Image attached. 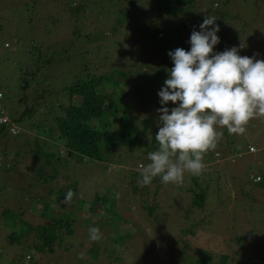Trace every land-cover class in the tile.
<instances>
[{
	"label": "rangeland",
	"instance_id": "rangeland-1",
	"mask_svg": "<svg viewBox=\"0 0 264 264\" xmlns=\"http://www.w3.org/2000/svg\"><path fill=\"white\" fill-rule=\"evenodd\" d=\"M75 5H82L76 14L69 11ZM187 12L157 0H0V91L13 117L22 110L18 77H30L35 60L55 52L54 64L37 73L32 88L67 85L71 79L64 78V69L84 62L95 75L123 70L125 78H116L127 95L118 102L130 105L131 129L141 139V145L133 139L129 147L116 145L103 158L86 160L68 155L63 139L53 140L46 126L27 129L25 119L16 125L26 139L0 134V264L116 263L107 257L110 252L118 255L117 264H197L203 252L210 255L201 264H222L224 255L225 264H264V117L251 119L243 134H225L227 128L218 127L223 135L204 155L200 175L186 172L182 183L165 184L160 177L149 185L138 183L140 166L158 148L146 136L149 129L152 138L159 131L158 92L173 67L170 51L180 45L190 50L192 31H200L211 15L220 28L214 52L243 43L239 55L264 60V0H194ZM97 90L108 94L112 87ZM109 119L111 128H122L114 116ZM34 136L47 150L59 151V168L47 183L32 170V157H21L18 166L8 157L31 148ZM250 145L254 150L247 151ZM257 174L261 180L255 182ZM199 189L205 191L204 204L192 207V191ZM69 190L71 201L65 203ZM6 208L13 212V227L4 216ZM65 216L73 220V232L61 229L53 252H34L39 243L34 231L19 245L11 240L21 220L35 226ZM92 227H99L100 240H90ZM91 249L98 259L88 253Z\"/></svg>",
	"mask_w": 264,
	"mask_h": 264
},
{
	"label": "clouds",
	"instance_id": "clouds-1",
	"mask_svg": "<svg viewBox=\"0 0 264 264\" xmlns=\"http://www.w3.org/2000/svg\"><path fill=\"white\" fill-rule=\"evenodd\" d=\"M216 20L207 15L201 30L192 31L190 50L176 48L168 53L173 67L158 92L162 105L157 109L158 148L148 154L150 162L140 166L141 186L156 177L167 184L182 183L186 172L200 175L204 155L216 148L223 135L218 127H226L229 134H243L251 119L264 117V60L239 55L243 43L214 52L220 43ZM169 102L176 106L169 108ZM146 139L151 143L150 129ZM71 197L69 190L64 202ZM102 235L99 227L89 229L92 241Z\"/></svg>",
	"mask_w": 264,
	"mask_h": 264
},
{
	"label": "trees",
	"instance_id": "trees-1",
	"mask_svg": "<svg viewBox=\"0 0 264 264\" xmlns=\"http://www.w3.org/2000/svg\"><path fill=\"white\" fill-rule=\"evenodd\" d=\"M157 2L164 4L166 7L175 5L180 9H185L187 12L194 0H157ZM78 9L81 10L82 5L79 7L75 5V8L69 11H74L76 14V10ZM189 14H191L190 11L187 12L186 16ZM156 29V26L153 25V32L156 31ZM177 36L178 39L181 37L179 34ZM180 48L184 47L180 45ZM42 49L43 48L39 46L35 47V50H39V52ZM47 55L50 56V58L35 60L34 64L36 68L30 73V77H23L21 79L20 76L18 77L16 86L21 92L19 96L17 93V99L21 104L22 110H20L18 117H13L12 112L8 110L10 120L9 123L0 125V134L9 133L26 139L25 137H27V135L23 136V130L16 125L17 120L25 119L26 122L30 124L27 129L46 126L47 135L53 138V140L60 141L63 139V146L68 155L72 156V158L78 156L83 157L86 160L101 159L104 156L103 153H107L116 145L118 146L121 144L129 147V144H133L131 143L133 139H136L138 145H141V139H137V137L133 135V128L131 129V114H129L127 110V106L130 105L118 102L122 95H127V90L121 87L122 83L116 78L117 75L125 78L126 74L123 70H112L107 73L95 75L89 72V68H87V64L84 62V64H80L79 67L72 65L74 68L72 71L64 69L65 74L62 73L64 78L71 79L67 85L55 90L51 89L48 85H43L39 90L33 89V82L31 81L37 77V73L44 67H49L54 64L53 56L56 55V53L51 52ZM82 56L83 54L81 57ZM82 72L87 73L83 74ZM105 85H110L112 87L111 92L108 94L101 93L97 90L98 86ZM74 96L79 97L80 101L76 102L73 98ZM41 106L44 108L43 111L40 110ZM111 116H114L115 120L122 124V128L113 129L110 127L111 120L109 118ZM10 125L15 126L17 130L15 133H11ZM56 133L59 137L54 136ZM224 133L228 134L227 129ZM33 140V146L27 151H23L21 155L19 153H14L15 155L8 153V157L16 166H18L19 161L22 160L21 157H26V155L32 157L33 163L35 164L32 170L47 183L56 176L57 169L60 165L59 151L55 149L47 150L44 145H41L42 139L37 138V136H34ZM152 140L153 143L156 142L155 138H152ZM44 142L45 140H43V143ZM149 150L153 151L154 149H151L149 146ZM135 174H137V172H135ZM54 188V192L61 194L62 189L57 186H54ZM204 201V189L192 191L190 204L192 207H202ZM147 208L152 211L154 206ZM4 216L6 219L12 220L11 226L13 227V212L6 208L4 209ZM18 223L19 231H13L11 240L15 245H19L21 239H23L25 235L28 236L30 231H34V236L37 237L39 243L34 244L32 248L34 252L37 253H44L46 249L53 252V244L57 240H62L61 229L69 235L73 232V220L68 216L60 219L54 218L50 223L37 224L35 226L22 220ZM88 253L93 255V260L99 258L95 249H91ZM109 254L107 257L110 259L114 258L116 263L113 264H117L119 260L118 255H115L113 252ZM209 255L210 253L203 252V254L199 255L197 264L208 261ZM226 258V255L222 256L220 262L225 264ZM30 264L35 263L32 262Z\"/></svg>",
	"mask_w": 264,
	"mask_h": 264
},
{
	"label": "built area",
	"instance_id": "built-area-1",
	"mask_svg": "<svg viewBox=\"0 0 264 264\" xmlns=\"http://www.w3.org/2000/svg\"><path fill=\"white\" fill-rule=\"evenodd\" d=\"M4 95L3 92L0 91V125L1 124H6L9 123L10 117H9V112L8 108L6 106V103L4 102ZM10 131L11 133H15L17 130L15 126L10 125ZM249 150H254V147L252 145L249 146ZM260 179V176L257 175L254 180L258 181Z\"/></svg>",
	"mask_w": 264,
	"mask_h": 264
}]
</instances>
